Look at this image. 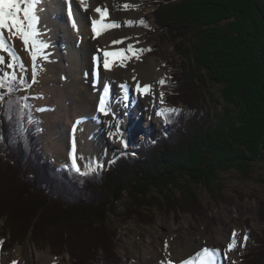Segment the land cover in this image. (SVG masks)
<instances>
[{
  "label": "trees",
  "instance_id": "1",
  "mask_svg": "<svg viewBox=\"0 0 264 264\" xmlns=\"http://www.w3.org/2000/svg\"><path fill=\"white\" fill-rule=\"evenodd\" d=\"M156 3L157 23L166 29L183 61L185 88H195L196 80L199 88L219 86L223 100L234 109L211 116L206 100L197 98V91L191 98L180 97L184 101L171 100V108L180 112L168 116L166 128L155 138L140 140L132 153L120 152L107 167H97L91 161L83 171L95 170L80 175L71 166L56 167L41 151L42 123L32 103L19 100L24 97L18 92L22 87L14 83L18 90L10 97L13 103L0 105L4 120L0 119V218L6 220L3 230L12 234L13 242L30 235L33 243L40 245L39 239L49 234L59 242L49 244L52 249L66 251L74 260L78 256L80 264H125L127 257L119 258L116 250V232L105 225L119 216L104 211L114 208L110 197L124 192L139 207L145 191L172 176L174 179L175 171L185 172L190 183L216 197L218 172H225L226 164L249 173L250 167L264 161V0ZM180 86V79L173 74L166 92L175 98L174 92H182ZM24 103L29 107L21 109ZM224 114L223 125L220 116ZM172 184L181 193L191 186L186 184V188L176 180ZM192 197L197 200L196 195ZM258 204L264 220L263 201ZM246 230L254 244L240 257L241 263L264 264V239L249 225ZM107 231L109 237L104 234ZM1 235L0 239H5ZM86 250L88 253L82 252Z\"/></svg>",
  "mask_w": 264,
  "mask_h": 264
},
{
  "label": "rangeland",
  "instance_id": "2",
  "mask_svg": "<svg viewBox=\"0 0 264 264\" xmlns=\"http://www.w3.org/2000/svg\"><path fill=\"white\" fill-rule=\"evenodd\" d=\"M136 4L137 7H134L133 10L135 13L139 14L138 16H140L139 20L137 21L139 22L141 19H143L147 25L143 26L139 23L136 25L137 29L140 30V40L143 42L146 50L142 57L143 59H154V61L161 67L160 69L163 70L164 84L161 85L160 83H158L156 85L157 92L164 93V103L162 108H171V100H173L174 102L177 100L184 101L182 100V98L186 99V96L191 98L190 95H193V93L197 91V98L201 97L202 99L206 100L208 105L207 107L211 111V116H215V114L217 113L221 115L222 112L232 111L234 108L231 105H227L225 103L221 94V87L219 86L210 85L208 88L207 86L205 88H199L197 87V84L199 83H197L196 80V82L194 81V84L196 83L195 88H185L183 79L184 72H182L181 70L183 61L180 60L181 57H179V54L176 52L166 29L161 28V25L157 23V19L154 15V11L158 7L156 0H136ZM66 10L67 8L65 9V11ZM65 15L67 21L72 24L71 21L73 19L68 18L67 11ZM74 16V19H76L75 13ZM113 20L117 23L116 19ZM111 29L112 28H108L106 30ZM75 42L76 39L74 40V43ZM80 43L81 38L77 40L78 46H80ZM128 48L129 47L126 46V48H112L107 51L124 52L127 51ZM227 48H230V46H228ZM123 58L124 56L118 59ZM188 58L189 57L187 55V60ZM54 59L56 60V58ZM36 64H39V66H43V58L39 57ZM41 68L43 67H40V69ZM18 70L19 69H17V75L19 77L21 73ZM193 70L195 73L196 69ZM173 74H175V76L180 79V89L182 88V92H174L176 96L175 98L170 97L171 95L166 92L165 87L173 79ZM23 75L28 84H30L31 86L27 89L20 88L18 92H20L21 95L26 96L28 98L27 100L32 103L33 110L37 114L43 126V130H40L39 148L48 159H52L54 161L56 167L64 165L71 166V154L73 152V149H67V151L70 153L69 154L67 152L69 155L67 153H64L63 156H60L58 150L50 144V130L54 131L58 128L57 127L55 129L51 126L57 123L54 122L55 120L51 118L54 116V113L52 111H54L56 108L51 111L49 108H47V110L45 109V107H41L42 98L39 89H37V84L31 82L29 74L25 73ZM100 79L101 73L98 76L97 81H95L93 78V82L95 84L99 82L101 83ZM195 79L196 78H194V80ZM112 86L113 83L105 82L102 87L105 89L104 95L106 107L109 111H111L109 106H111L110 103H112V101L110 100ZM122 90H124V100L127 102V104H129L132 95L136 94V91L133 90V85L129 83H127L126 88L122 87ZM224 107H226V109ZM97 109H99V106L97 107ZM159 110L161 109H158V111ZM156 116L158 118H156V123H154L152 126H148L144 123V121H134V125L138 127V131L132 133V135H129V129L125 130L123 128L122 132L125 136H127L128 139L127 141L123 139L118 141V145H116L117 147H113L114 149L107 148L99 150L97 149V147H90L86 149L83 144L84 140L81 138V145L79 144L78 148L77 146H75V156L76 158L78 157L77 164L81 167V170H84L87 166L91 165V161L96 165L99 163L102 164L103 167H107L108 164L111 163L120 152L132 153L133 148L140 142V140H143L147 137L155 138L158 133L162 132V130L166 128L167 120L165 119V117L158 115ZM110 117H113L115 119L114 115L110 114ZM231 117L232 116L229 115L228 118L231 119ZM68 118L69 117L67 116L66 120ZM0 119L2 122H4L2 118ZM86 119V117L81 118L82 121H85ZM66 120L63 119L62 122L64 124L66 123L67 127L65 132L69 133ZM216 120L218 121V119ZM220 120H222V124L225 123V114L224 116H220ZM77 122L78 120L75 121L76 124L73 125V127L78 126L79 123ZM120 125L122 126V121L119 120L116 128L119 129ZM61 132L57 133L58 137H60ZM91 133H94V130L90 131V134ZM72 140L75 141V139ZM125 144L127 145L126 147ZM230 166H227L226 164V171L223 173L218 172L220 183L215 191V193L217 194L216 197L207 193L204 189L201 188L200 185L190 183V181L185 176V172L183 171L173 172L175 176L174 179H172V176L168 180H165L160 186H156V188L148 189L147 187L146 189L148 190L145 191L144 197L142 196L139 198L140 201L138 202H142L139 207L138 204H135L134 201L130 200L124 192H122V195L121 193H119L120 195L118 194L116 197H110L109 203L112 204L114 208L112 207L113 209H110L108 212L107 209H105L104 211L107 214L115 212L119 214V216L117 219L113 220V222L105 221V225L107 227H110L112 231H115L117 234L116 250L119 258L127 257V262H125V264H136L138 262L139 255L144 252L143 250L146 249L148 251V254L151 251L155 256L160 257L164 255L166 258H169L172 264H179L180 260L175 258V256H173L170 252L172 251L175 254V238L178 237L182 241V243L186 242L188 238L193 239L195 243L194 246H192L193 248H191L193 250L198 248L200 251L205 247L209 249H218L219 253L217 252V254H220L221 258L219 257V255H216V257L219 258L217 259V264H231L228 261L229 259H227L231 251L233 252L234 258L237 261L234 262L232 260V264H242L240 257L243 254L247 253L250 250V247L254 244L253 239L247 234L246 227L249 225L253 229V232H255L254 234L264 239V220H261L258 212V201L260 200L263 201V204H261V206L264 213V161L258 162L254 167H250L249 173L238 172ZM172 180L182 182L185 187L186 184H188L189 186L191 185V192H189L190 190H183L184 193H181V191L174 189ZM131 188L133 189V187ZM191 195H196V202L191 199ZM2 198L6 199L4 196H2ZM7 202H9L8 204H11V200L8 199ZM195 203H197V205L195 207H192ZM13 204L15 203L13 202ZM13 204L12 206H15ZM103 209L104 208H102V210ZM225 211L232 213L233 215L235 214L236 218H234V222H231L225 217ZM40 213L41 212L39 211L38 214ZM186 220L189 221L186 222ZM5 225L6 220L1 217L0 234L3 233L4 235L1 236L5 237V239H0V241H2V244H0V257L10 256L13 250H16V248L22 247L23 245L30 242L33 251H36L41 255L53 257L54 264H72L73 261L77 262L76 260L80 259L77 256L76 260H74L71 258L68 252H59L52 249L49 244H59L56 236L53 235L50 236L49 234H45L42 238L39 239L40 245L33 243L30 235H27L25 239H22L20 241L16 240L13 242L12 234L8 232L7 229L3 230ZM233 232H235V243L234 247H232L231 250L228 249V246L223 248L217 245L218 240H222L225 243H228V245L229 243H232ZM187 233H189V236ZM104 234L109 237L111 233L107 231ZM169 236L170 240L167 242L166 248L165 243L168 239L166 237ZM245 236L247 237L246 241L244 240ZM63 237H66L68 240H70L69 236L67 235H64ZM71 242L72 241H70V243ZM44 243L45 245L42 246ZM62 243H65V241ZM9 244H12L10 248H8L10 246ZM171 245L173 249H171ZM75 250L79 251V248H75ZM82 252L88 253L87 250ZM75 254H77V252H75ZM262 255L264 256V252ZM151 257L154 256L152 255ZM175 259L177 260L175 261ZM144 260L145 259H143L142 261ZM77 263L80 264V262ZM197 264H199L198 261Z\"/></svg>",
  "mask_w": 264,
  "mask_h": 264
},
{
  "label": "bare ground",
  "instance_id": "3",
  "mask_svg": "<svg viewBox=\"0 0 264 264\" xmlns=\"http://www.w3.org/2000/svg\"><path fill=\"white\" fill-rule=\"evenodd\" d=\"M126 4L130 7L125 8ZM69 7L71 13H68ZM97 7L102 10L106 8L107 15L102 18L101 14L95 11ZM134 7H137L136 0H84L83 3L81 0H40L39 2L37 11L39 19L36 27L39 32L38 40L47 45L43 49V56L47 58L42 57L43 66L36 64L34 84H37V89L41 94V107L49 108L51 111L56 108L55 112L52 111L54 116L51 118L57 123L51 126L55 129L58 128L54 131L50 130L49 134L50 144L58 150L60 156L67 153V149H73V144L78 148L81 138L84 140L83 144L86 149L97 147V149L103 150L115 147L122 139L127 141V136L122 132L123 128L129 129V135L138 131L134 121H144L148 126L156 123V118H158L156 112L163 107L156 85L164 79L163 70L154 59H143L142 57L146 50L140 40V30L136 27L140 16L134 12ZM66 8L68 17H70L69 14H72L73 20H70L72 24L67 21ZM73 12L76 19H74ZM113 19H116L117 23ZM93 20L99 21L97 24L98 34L93 32ZM126 21L134 23L132 26H128ZM114 23L119 26L106 27ZM108 28L112 29L106 30ZM5 35L7 36V33ZM79 38H81L80 46L77 44ZM114 41H120V43H113ZM13 42L27 69L25 73L29 74L31 79L32 60L30 54L25 50L21 40L14 39ZM126 46H131L132 51H124L123 59L104 56V52L109 49L126 48ZM141 49L144 51L141 52ZM0 56H4L7 60V53L0 52ZM137 56L139 59L136 58ZM95 59L100 60L99 75L101 73V83L96 84L93 82ZM105 59L108 60L109 68L103 66ZM40 67L43 68L40 69ZM105 82L113 83L110 97L112 103L109 106L111 111L108 110L107 115L97 109L101 96L105 97V89L102 88ZM127 83L133 85V90L136 91L129 104L124 100V90H122V85H127ZM137 83L141 86L151 85V92L137 91ZM110 114L114 115L115 119L110 117ZM67 116L69 118L66 120ZM83 117L87 119L82 121ZM63 119L67 121L69 133L65 132L67 126L62 122ZM76 120L79 121V124L73 127ZM119 120L122 121V126L120 125V130H117L116 125ZM93 130L94 133L90 134V131ZM58 132H61L60 137H58ZM224 215L231 222L235 221V214L225 211ZM188 221L186 220V222ZM187 234L189 236V233ZM166 238H168L166 241L168 242L170 236ZM175 240L176 252L175 254L170 252L180 260L179 264L199 251L198 248L191 249L195 244L193 239L188 238L183 243L178 237ZM217 245L224 248L228 246V243L218 240ZM170 247L173 249L172 245ZM143 251L136 264H162V262L167 264L169 260L164 255L159 257L152 254L151 251L148 254L146 249ZM152 255L154 257H151ZM216 255L220 257V254L216 253ZM143 259L145 260L142 261ZM217 259L219 258L215 256V264H217ZM227 259L231 264L236 261L232 251ZM53 260V257L33 251L29 242L13 250L10 256L0 257V264H13L14 261L16 264H54Z\"/></svg>",
  "mask_w": 264,
  "mask_h": 264
},
{
  "label": "snow or ice",
  "instance_id": "4",
  "mask_svg": "<svg viewBox=\"0 0 264 264\" xmlns=\"http://www.w3.org/2000/svg\"><path fill=\"white\" fill-rule=\"evenodd\" d=\"M40 0H0V52L7 53V60L4 56H0V105L3 104H11L13 101L10 99L12 93L17 91V88L13 87V84H19L22 88L27 89L31 85L28 84L27 80L24 78V75L21 74L19 77L17 75V69L20 70L21 73H25L27 69L25 68L24 62L22 58L16 51L14 45V39H19L22 41L25 50H27L30 54L32 60V82H35L36 75V61L39 57H43L46 59V56H43V49L47 47L45 43L38 40L39 32L37 31L38 24V7ZM84 0H81L83 3ZM125 8L130 7L129 5H124ZM97 13L101 14V17L107 15V9H101L97 7L95 9ZM99 21H92L93 32L98 34L97 24ZM133 21H126L128 26L133 25ZM140 25L147 26L145 21L141 19L138 22ZM118 24L108 25L106 27H118ZM7 33V36L5 35ZM113 43H120V41H114ZM150 50V49H149ZM127 51L131 52L132 47L129 46ZM144 51L143 49L140 50ZM135 55V53H133ZM104 56L107 57H116L120 58L124 56V52H104ZM139 59V56L136 57ZM105 68H109L108 60L105 59L104 65ZM161 85L164 84V81H159ZM122 87L126 88V85H122ZM137 91L142 93H150L151 85L145 84L141 86L137 83ZM164 93H160V103L163 104ZM27 97H20L19 100L27 101ZM19 103V101H16ZM21 109H26L29 107L27 103L20 105ZM99 111L103 112L105 115L108 114V110L106 107L105 97L101 96L99 100ZM180 112L179 109L176 108H167L161 109L157 111L156 115L163 116L167 120L168 115H178ZM167 114V115H166ZM21 115L23 112L21 111ZM31 123V118L28 120ZM79 123V121L77 122ZM118 130V129H117ZM127 145L125 144V147ZM71 167L74 171L79 173L80 175H88L91 171L95 169L89 168L86 171H82L81 167L77 164V158L75 156V144H73V152L71 154ZM114 162V161H112ZM97 167L103 168L102 164H97ZM235 232H233V242L229 243L228 249L231 250L234 247L235 243ZM244 240H247V237H244ZM2 244V241H0ZM165 247L167 248V242L165 243ZM218 249H209L207 247L201 249L199 252L195 254L193 257H189L187 260L181 262V264H215V256L218 252ZM13 264H16L14 261ZM163 264V262H162ZM167 264H172L169 260Z\"/></svg>",
  "mask_w": 264,
  "mask_h": 264
}]
</instances>
